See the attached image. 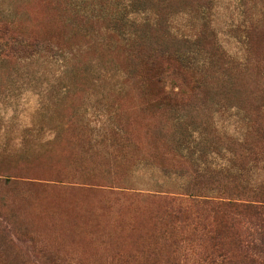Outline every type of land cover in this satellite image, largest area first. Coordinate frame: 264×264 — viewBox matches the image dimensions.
Masks as SVG:
<instances>
[{
	"label": "rangeland",
	"instance_id": "rangeland-1",
	"mask_svg": "<svg viewBox=\"0 0 264 264\" xmlns=\"http://www.w3.org/2000/svg\"><path fill=\"white\" fill-rule=\"evenodd\" d=\"M1 28L42 47L0 44V264H197L206 233L257 243L254 220L200 200L264 189V0H0ZM135 34L180 55L143 71ZM206 82L201 107L162 103Z\"/></svg>",
	"mask_w": 264,
	"mask_h": 264
},
{
	"label": "trees",
	"instance_id": "trees-1",
	"mask_svg": "<svg viewBox=\"0 0 264 264\" xmlns=\"http://www.w3.org/2000/svg\"><path fill=\"white\" fill-rule=\"evenodd\" d=\"M139 29L141 28L138 25H132V31H138ZM137 31L134 33H137ZM135 35V39L132 38L130 42L131 54H129L128 59L131 61V65L139 66L143 71L150 70L151 72L160 60H164L168 56L178 57L180 55L177 53V47H168L155 37L145 40L138 34ZM22 41L18 35L10 33L7 28L0 29V44L3 45L5 50H8L10 55L24 52L32 54L39 51L42 47V42L38 40L27 43ZM195 42L193 44L199 46L203 51H207L210 58L216 57L221 60V53H218V51L215 53L207 49L212 47L213 41L211 39L209 41L203 31H201ZM165 72V70H161L154 75L159 85L162 84L167 75ZM206 85L210 88L206 82L201 83L200 86H193L190 92L189 90L186 92L185 89L181 88L178 92L172 90L166 94L164 93V102L162 103L169 110L176 108L183 112L189 111L194 107H201L205 103V98L206 100L208 99L209 91L211 90ZM213 95H215V92ZM253 121L257 123L256 118ZM225 196V198H220L217 201L203 199L200 202L210 209L212 208V212H218L219 210L222 213L236 212V214H244L254 220L256 226L260 229L257 243L255 241L247 242L246 238L243 241L240 238L230 242L233 249L225 250L224 242H221L223 239L221 235L216 233L214 236L206 233L204 236L210 238V245L202 248L199 253L200 256L196 260L197 264H264V189L253 191L247 195L245 190L241 188L235 194H225ZM236 196L240 198H235Z\"/></svg>",
	"mask_w": 264,
	"mask_h": 264
},
{
	"label": "bare ground",
	"instance_id": "bare-ground-1",
	"mask_svg": "<svg viewBox=\"0 0 264 264\" xmlns=\"http://www.w3.org/2000/svg\"><path fill=\"white\" fill-rule=\"evenodd\" d=\"M163 16V15H162Z\"/></svg>",
	"mask_w": 264,
	"mask_h": 264
}]
</instances>
